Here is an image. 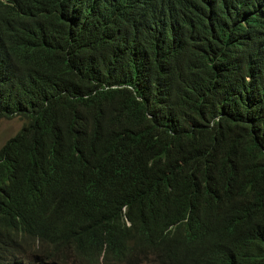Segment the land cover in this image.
I'll return each instance as SVG.
<instances>
[{
    "label": "trees",
    "instance_id": "1",
    "mask_svg": "<svg viewBox=\"0 0 264 264\" xmlns=\"http://www.w3.org/2000/svg\"><path fill=\"white\" fill-rule=\"evenodd\" d=\"M15 117L0 264L28 229L91 264H264V0H0Z\"/></svg>",
    "mask_w": 264,
    "mask_h": 264
},
{
    "label": "clouds",
    "instance_id": "2",
    "mask_svg": "<svg viewBox=\"0 0 264 264\" xmlns=\"http://www.w3.org/2000/svg\"><path fill=\"white\" fill-rule=\"evenodd\" d=\"M17 243L24 252V264L89 263L74 249L70 248L67 236L64 237L52 233L41 234L30 229L18 230ZM103 257L104 252L98 264H104Z\"/></svg>",
    "mask_w": 264,
    "mask_h": 264
},
{
    "label": "rangeland",
    "instance_id": "3",
    "mask_svg": "<svg viewBox=\"0 0 264 264\" xmlns=\"http://www.w3.org/2000/svg\"><path fill=\"white\" fill-rule=\"evenodd\" d=\"M26 119L15 117L12 119L0 118V147L14 136L25 124ZM90 264V263H85Z\"/></svg>",
    "mask_w": 264,
    "mask_h": 264
},
{
    "label": "bare ground",
    "instance_id": "4",
    "mask_svg": "<svg viewBox=\"0 0 264 264\" xmlns=\"http://www.w3.org/2000/svg\"><path fill=\"white\" fill-rule=\"evenodd\" d=\"M21 256V255H20Z\"/></svg>",
    "mask_w": 264,
    "mask_h": 264
}]
</instances>
